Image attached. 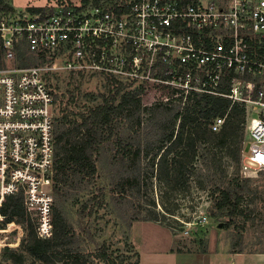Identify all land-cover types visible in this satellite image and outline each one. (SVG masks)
I'll return each mask as SVG.
<instances>
[{"label": "built area", "instance_id": "2783aa9c", "mask_svg": "<svg viewBox=\"0 0 264 264\" xmlns=\"http://www.w3.org/2000/svg\"><path fill=\"white\" fill-rule=\"evenodd\" d=\"M42 6L0 11V207L20 193L38 237L54 228L53 73L100 74L123 91H138L143 108L182 112L200 94L228 98L244 109L250 138L240 172L264 167V0ZM19 49L46 61L22 65ZM224 119L212 118L209 128L218 131ZM25 233L24 221H5L0 211V252L19 248Z\"/></svg>", "mask_w": 264, "mask_h": 264}, {"label": "trees", "instance_id": "16d2710c", "mask_svg": "<svg viewBox=\"0 0 264 264\" xmlns=\"http://www.w3.org/2000/svg\"><path fill=\"white\" fill-rule=\"evenodd\" d=\"M29 8L41 10L44 6ZM11 10L13 6L0 0V11ZM17 55L22 65L46 61L43 54L20 49ZM54 99L56 103V93ZM140 101L138 91H123L119 84L78 120L67 114L57 118L55 114L52 235L38 237L33 222L27 218L21 194L9 195L0 211L5 221H24L26 233L19 248H5L0 254L9 256L15 264H21L25 255L39 264H131L127 254L112 255L104 241L94 250H84L62 211L67 200L93 180L106 144L113 152L110 159L115 165L114 191L125 196L132 187L139 189L145 177L143 166L149 169L150 182L154 177L160 188L167 210L161 213L147 209V215L139 219L159 221L166 212L174 213L176 204L168 207L165 200L188 192L191 181L198 189H204L210 182L217 184L208 192L211 216H227L226 225L234 217H240L242 223L249 219L250 209L243 208L242 202L250 190L249 179L228 174V163L223 164L226 159L240 165L246 137L242 125L244 109L223 96L200 94L182 112L171 111L143 119ZM222 115L225 119L220 129L211 130L209 121ZM149 204L154 206L155 202ZM201 251L205 252L206 247Z\"/></svg>", "mask_w": 264, "mask_h": 264}, {"label": "rangeland", "instance_id": "374dc122", "mask_svg": "<svg viewBox=\"0 0 264 264\" xmlns=\"http://www.w3.org/2000/svg\"><path fill=\"white\" fill-rule=\"evenodd\" d=\"M4 1L13 8L20 9L53 4L58 0ZM48 79L56 93L54 112L57 118L67 114L69 118L78 120L90 106L102 102V98L115 88V85L110 84L105 76L97 73L73 74L61 71L51 74ZM167 112L171 111L159 107V105L144 108L141 106L143 119L148 116L158 117ZM249 141L250 138L246 133L240 165L237 166L235 162L226 161L225 158L223 160L224 165L228 163V174L233 173L249 179L250 190L245 193L242 201L243 208L250 209L249 219L245 223H242L240 217H234L226 225L227 216H211V201L208 192L213 190L217 184L210 182L204 189H198L195 187L194 181H191L188 192L165 200L168 207L176 204L174 213L164 212L165 218L159 221L149 220L152 222L145 228L143 223H135L132 229V237H134L135 243L137 242L135 247L130 238V224L133 221H142L139 218L147 215V209L161 213L167 209H164L161 191L155 178L151 177L152 181L150 182L147 176L149 169L146 166H143L145 177L142 178L139 189L132 187L125 196L114 191L115 165L110 159L113 152L108 146L109 144H106L101 152L93 180L67 200L62 208L63 214L77 234L79 244L84 250H94L104 241L112 251V255L127 254L130 256L131 264H181L172 253L163 250L170 240V236L168 234L166 236L165 230H169L170 235L172 234L171 236L174 238V250L197 253L193 257L196 261L195 264H235L236 261L246 264V258H250V256H263L262 258H264V167L251 165L246 172H240L241 162L244 159L243 154L248 153ZM145 161L143 159L142 163ZM152 200L155 202L154 206L149 204ZM201 212L207 215L204 221L201 220ZM210 229L213 231L210 232ZM209 232L212 233L211 238ZM0 237L2 240L4 234H1ZM138 238H141V245L143 238L147 241L149 238L156 241L161 247L150 250L152 246H147V248L142 246V251H140ZM208 243L210 252L200 255L202 248L204 246L207 248ZM0 264L15 263L9 256L0 254ZM21 264H39V262L25 255Z\"/></svg>", "mask_w": 264, "mask_h": 264}, {"label": "crops", "instance_id": "0c3cea01", "mask_svg": "<svg viewBox=\"0 0 264 264\" xmlns=\"http://www.w3.org/2000/svg\"><path fill=\"white\" fill-rule=\"evenodd\" d=\"M143 223V227H147V225L151 224L152 221H149V220H137V221H133L132 224H130V238H131V241L132 243L135 245H137V242L135 243V239L134 237H132V229L133 227L135 226V223ZM156 224H159L157 222H154ZM145 229H144V233H145ZM168 231V232H167ZM165 230V233H166V236L167 234L170 236V240H169V243L166 244L164 247V251L165 252H170L172 253V255L174 256L175 259H177L178 261L181 262V264H195V260L193 259L194 255H197V253H189L187 251H182V250H174L173 249V236L170 235V231L169 230ZM213 231L212 229H210V232ZM209 232V237L211 238L212 236V233L210 234ZM210 238H209V241H210ZM138 248L140 249V251H142V246L143 248H147V246H152V248H150V250H155V249H159L161 246L159 244L156 243V241H153L151 239L148 238V241L143 238L142 239V245H141V238H138ZM136 248V249H138ZM149 248V247H148ZM210 245L208 243V247L206 248V251L205 252H202L200 253V255H206L207 253L210 252ZM216 250V249H215ZM237 253V252H235ZM256 254H260V253H256ZM237 255V254H235ZM262 255V253H261ZM263 257V256H262ZM260 256H250V258H246L247 260V263L246 264H264V258H262ZM236 258V257H235ZM237 259V258H236ZM231 264V263H230ZM234 264V263H233ZM235 264H240V263H236Z\"/></svg>", "mask_w": 264, "mask_h": 264}]
</instances>
